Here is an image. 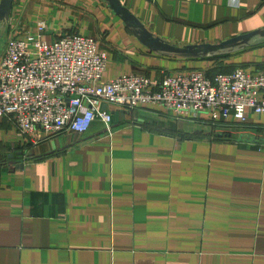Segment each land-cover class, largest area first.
Here are the masks:
<instances>
[{
  "label": "crops",
  "instance_id": "obj_1",
  "mask_svg": "<svg viewBox=\"0 0 264 264\" xmlns=\"http://www.w3.org/2000/svg\"><path fill=\"white\" fill-rule=\"evenodd\" d=\"M118 1L135 25L114 0H14L3 38L26 39L40 24L50 43L79 33L106 52L103 81L158 80L212 74L216 65L212 56L148 46L153 37L183 47L264 29L263 0ZM230 54L223 66L231 71L264 69V39ZM102 107L110 132L98 119L85 133L26 136L3 120L0 264H264L263 144L216 141L208 121L177 119L156 105ZM261 118L238 127L260 128ZM202 133L210 137L185 136ZM19 151L24 166L18 157L9 166Z\"/></svg>",
  "mask_w": 264,
  "mask_h": 264
},
{
  "label": "built area",
  "instance_id": "obj_2",
  "mask_svg": "<svg viewBox=\"0 0 264 264\" xmlns=\"http://www.w3.org/2000/svg\"><path fill=\"white\" fill-rule=\"evenodd\" d=\"M44 31L40 24L38 34L8 38L0 58V132L6 118L26 136L37 129L46 137L85 133L98 119L110 132L112 115L104 104L127 110L156 105L177 119L227 127L247 125L255 114L264 125V69L236 68L213 78L193 71L103 81L108 57L98 40L72 33L50 43Z\"/></svg>",
  "mask_w": 264,
  "mask_h": 264
},
{
  "label": "water",
  "instance_id": "obj_3",
  "mask_svg": "<svg viewBox=\"0 0 264 264\" xmlns=\"http://www.w3.org/2000/svg\"><path fill=\"white\" fill-rule=\"evenodd\" d=\"M113 1V0H112ZM116 1L119 5L114 4L116 12L121 14L124 18V20L129 24L132 25L135 23L133 22L132 16L128 13V10L125 9L118 0ZM13 2L14 0H2L0 4V25H2V31H0V41L3 38L7 24L10 19L11 11L13 8ZM137 24V23H136ZM136 35L141 38H147V36H143L142 32L136 33ZM154 40H149V44L146 43L148 46L151 45L163 52L178 54L180 57H188V58H201L206 56H214L218 53H233L237 49H243L245 47L251 46L255 39L261 38L264 39V29L262 30H256L252 31L251 33L236 36L233 39H229L223 42H220L218 44H200V45H184L183 47H177L174 45H171L169 42H163L161 39L153 37ZM148 39V38H147ZM147 42V41H146ZM241 142H250V143H258L264 145V136H250V135H244L241 134L239 138H237V141ZM24 152L19 151L16 153H12L8 156L11 161H9V166L13 164L14 158L18 157L21 163V166L23 167V157ZM17 160V161H18Z\"/></svg>",
  "mask_w": 264,
  "mask_h": 264
},
{
  "label": "rangeland",
  "instance_id": "obj_4",
  "mask_svg": "<svg viewBox=\"0 0 264 264\" xmlns=\"http://www.w3.org/2000/svg\"><path fill=\"white\" fill-rule=\"evenodd\" d=\"M7 41H8V37H4L1 41V46H0V58L3 55L4 51L6 50V46H7ZM210 125V124H209ZM204 126V125H203ZM262 127H257L254 129H246V128H242V127H227L225 125H220V126H213L215 128L212 127V125L210 126H205V127H211L212 132L211 135H215L217 136V132L224 134L227 131H232V133H234V136H232L233 139H237V137L239 136L238 134L243 133L244 135H250V136H264V125H261ZM204 134V133H202ZM206 135L209 133H205ZM236 137V138H235ZM61 140V138L59 139V141ZM58 142L57 140H52L53 145H55V143ZM62 142V141H61ZM31 154L34 153V150H31L30 152Z\"/></svg>",
  "mask_w": 264,
  "mask_h": 264
},
{
  "label": "trees",
  "instance_id": "obj_5",
  "mask_svg": "<svg viewBox=\"0 0 264 264\" xmlns=\"http://www.w3.org/2000/svg\"><path fill=\"white\" fill-rule=\"evenodd\" d=\"M231 56L232 55L230 53H218L217 55L212 56V58H210V59L215 62L216 67H215V69H213L214 73H212V74L209 73L210 75L207 74V76L209 78H213V77L217 76L219 73H232V72H234V70L231 71L230 69L225 68V66H223L226 59H229ZM262 121H263L262 119L259 120V122H262ZM185 136L190 137V138H201V139L206 138V137H210V135L206 136L204 134H192V135L191 134H185ZM212 138L216 141H220V140L232 141V137L229 135H226L225 133L217 135V136L214 135Z\"/></svg>",
  "mask_w": 264,
  "mask_h": 264
},
{
  "label": "bare ground",
  "instance_id": "obj_6",
  "mask_svg": "<svg viewBox=\"0 0 264 264\" xmlns=\"http://www.w3.org/2000/svg\"><path fill=\"white\" fill-rule=\"evenodd\" d=\"M15 131V130H14Z\"/></svg>",
  "mask_w": 264,
  "mask_h": 264
}]
</instances>
